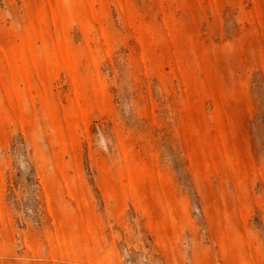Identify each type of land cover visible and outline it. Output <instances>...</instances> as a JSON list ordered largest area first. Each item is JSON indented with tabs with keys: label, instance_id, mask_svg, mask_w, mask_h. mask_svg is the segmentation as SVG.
Listing matches in <instances>:
<instances>
[{
	"label": "rangeland",
	"instance_id": "obj_1",
	"mask_svg": "<svg viewBox=\"0 0 264 264\" xmlns=\"http://www.w3.org/2000/svg\"><path fill=\"white\" fill-rule=\"evenodd\" d=\"M0 264H264V0H0Z\"/></svg>",
	"mask_w": 264,
	"mask_h": 264
}]
</instances>
